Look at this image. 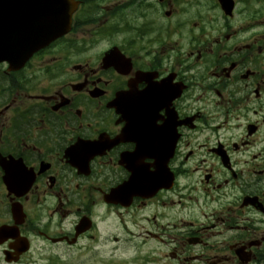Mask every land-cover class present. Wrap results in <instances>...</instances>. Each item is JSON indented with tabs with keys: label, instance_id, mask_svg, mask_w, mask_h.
Listing matches in <instances>:
<instances>
[{
	"label": "flooded vegetation",
	"instance_id": "obj_1",
	"mask_svg": "<svg viewBox=\"0 0 264 264\" xmlns=\"http://www.w3.org/2000/svg\"><path fill=\"white\" fill-rule=\"evenodd\" d=\"M102 7L0 63V264H264V0Z\"/></svg>",
	"mask_w": 264,
	"mask_h": 264
},
{
	"label": "water",
	"instance_id": "obj_2",
	"mask_svg": "<svg viewBox=\"0 0 264 264\" xmlns=\"http://www.w3.org/2000/svg\"><path fill=\"white\" fill-rule=\"evenodd\" d=\"M56 0H0V39L2 37L9 38L11 24L18 26L21 36H38L41 41L34 42L32 39L30 44L43 45L56 38L60 32V27L55 20H62V16L58 14L59 9ZM51 12L55 15L50 16ZM70 11L68 10L64 24L69 21ZM56 16L58 19H56ZM68 23V22H67ZM36 43V44H35ZM4 44L5 43H0ZM7 45V43H6ZM5 45V46H6ZM33 48V47H32ZM35 48V47H34ZM35 50V49H34ZM30 54V53H29ZM5 58V54L0 56Z\"/></svg>",
	"mask_w": 264,
	"mask_h": 264
}]
</instances>
